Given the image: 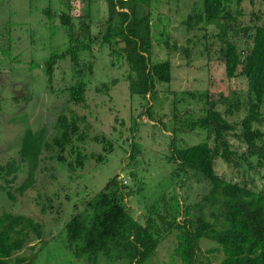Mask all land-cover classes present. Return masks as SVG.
Returning <instances> with one entry per match:
<instances>
[{"label": "trees", "instance_id": "16d2710c", "mask_svg": "<svg viewBox=\"0 0 264 264\" xmlns=\"http://www.w3.org/2000/svg\"><path fill=\"white\" fill-rule=\"evenodd\" d=\"M58 1L61 6L54 14L48 8L43 13L48 21L55 17L67 45L63 52L48 56L43 71L50 83L58 64L63 60L69 62L76 77L72 85L64 89L70 104H85L87 86L80 78L91 74L92 70L91 63H80V56L95 45L107 48L108 55L114 59L112 66L117 62L124 64L123 80L130 96L149 100L156 83H169V62L150 61L149 20L158 0H102L105 5L102 28L93 34L89 12L74 15L71 4L75 0ZM85 1L87 7L92 3V0ZM243 1L249 6L248 13L241 7ZM199 2V10L187 15L183 24L187 31H192L194 24L202 25L196 29L201 33L198 37L200 48L194 43L190 47L188 38V45L178 50L188 60L197 48L196 53L207 65L212 56H216L214 61L222 65L225 80L242 79L246 89L245 113L238 123L228 121V116L240 110L241 103L234 98H214L208 86L204 92L192 96L203 105L202 112L190 119L187 116L191 115L184 113L186 122L182 130L203 131L205 137L184 148L176 147L175 139H172L166 162L174 166L170 175L182 174L189 179L197 176L204 183H199L193 190L188 183L180 198L167 201L163 198L161 205L155 207L157 209L148 208L143 221L138 222L127 209L129 191L126 184L118 176L109 178L99 191L82 201L80 211L74 205L75 212L63 224L65 246L76 257L85 256L87 261L95 262L97 257H109L113 253V257L119 258L122 253L130 262L141 260L153 254L162 238L174 233V255L180 264H210L208 257L201 260V241L207 242L206 254L219 255L216 264H264V191L254 190L244 179L240 182L226 180L214 169L217 159L232 169L244 163L253 173L264 166V132L260 129L264 124V9H261L264 0ZM160 44L169 49L166 39L156 42V45ZM172 48L176 49L174 45ZM109 84H100L95 90L107 93ZM220 99L225 105L222 111L216 108ZM83 123V117L73 116L71 112L58 114L53 124L54 132L44 143L49 158L60 164L62 171L68 172L69 179L83 168L87 159L102 161L100 153L93 156L85 151L84 143L89 139ZM235 124L239 127L236 134L233 133ZM234 136L244 145L240 154L228 141V137ZM90 140L99 144L103 153L111 150L109 140L102 133ZM132 150L133 147L129 158ZM22 151H19V159ZM14 161L18 159L0 165V182L3 181L6 187L12 186L17 178ZM27 179L25 177L18 187L19 193L29 188ZM5 195L13 199L9 191H5ZM32 237L37 241L42 237L38 223L24 215L1 211L0 264H28L17 254L27 247Z\"/></svg>", "mask_w": 264, "mask_h": 264}, {"label": "rangeland", "instance_id": "374dc122", "mask_svg": "<svg viewBox=\"0 0 264 264\" xmlns=\"http://www.w3.org/2000/svg\"><path fill=\"white\" fill-rule=\"evenodd\" d=\"M60 6L58 0H0V165L18 159L14 161L17 163L14 184L6 187L0 182V212L31 218L39 224L42 236L38 241L32 237L17 257L25 258L28 264H180L174 255V233L162 238L147 258L130 262L122 253L119 258L111 253L109 257H97L95 262H90L66 248L62 227L75 212L73 206L80 211L82 201L99 191L113 176L126 184L127 209L138 222L143 221L148 208L157 209L163 198L164 201L180 198L188 183L193 186L192 190L204 183L197 176L189 179L182 174L170 175L174 166L166 162L169 144L175 139L174 145L184 148L204 139L203 131L183 132L182 127L186 113L191 115L187 116L190 119L202 112L203 105L192 96L204 92L207 86L214 98H234L241 103L240 110L227 117L228 121L238 123L245 113V84L240 78L225 80L222 65L214 61L216 56H212L207 65L196 53L197 48L188 60L178 50L188 45V38L190 47L194 43L200 48L201 33L196 29L202 25L194 24V29L187 31L183 24L187 15L199 10V0H158L149 20L150 61L169 62V83H156L149 100L130 96L123 80L124 64L117 62L112 66L114 59L108 55L107 48L95 45L80 56V63H91L92 70L91 74L80 78L87 86L85 104L73 106L67 101V90H64L76 79L69 62L63 60L58 64L50 83L43 71L48 56L63 52L67 45L55 17L48 21L43 13L48 8L54 14ZM71 6L74 15L89 12L92 34L102 28L105 16L102 0H92L89 7L85 0H75ZM241 7L248 13L246 1ZM162 39L167 40L169 49L156 45ZM112 80L114 84L110 85ZM105 83L110 85L107 93L95 90ZM222 99L216 104L220 111L225 108ZM68 112L84 119L82 127L89 139L84 143L87 154L102 155V161L87 159L83 168L75 171L70 179L68 172L49 158L50 153L44 146L47 137L54 132L55 117ZM235 128L233 133L236 134L239 127L235 124ZM260 129L264 132V124ZM101 133L111 144L107 153L90 140ZM228 141L238 154L244 151V145L235 136L228 137ZM131 147L133 154L129 158ZM240 165L232 169L217 159L214 169L226 180L240 182L244 179L254 190L264 191V166L253 173L244 163ZM25 177H28L29 188L19 193L18 187ZM5 191H9L13 199H8ZM206 244L200 242L201 260L208 257L210 264H216L219 255L206 254Z\"/></svg>", "mask_w": 264, "mask_h": 264}]
</instances>
